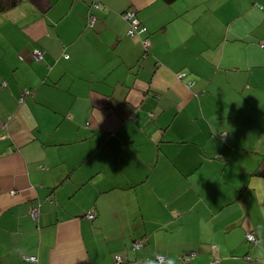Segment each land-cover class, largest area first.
Instances as JSON below:
<instances>
[{
	"label": "crops",
	"instance_id": "0c3cea01",
	"mask_svg": "<svg viewBox=\"0 0 264 264\" xmlns=\"http://www.w3.org/2000/svg\"><path fill=\"white\" fill-rule=\"evenodd\" d=\"M98 3L0 13V264L259 262L264 0Z\"/></svg>",
	"mask_w": 264,
	"mask_h": 264
},
{
	"label": "built area",
	"instance_id": "2783aa9c",
	"mask_svg": "<svg viewBox=\"0 0 264 264\" xmlns=\"http://www.w3.org/2000/svg\"><path fill=\"white\" fill-rule=\"evenodd\" d=\"M79 1H86V0H79ZM92 7L94 8H98L99 7V4L97 3V1L93 0L92 2ZM123 17L126 21L129 22L130 24V30L128 32V35H131L133 37H135L136 35H140L144 32L147 31L146 27H144L140 20L137 18L136 16V12L134 10H129L127 12H125L123 14ZM95 17L93 15H90V18H89V24L92 26L95 22ZM143 45L144 47L146 48V50L149 49V41L148 39H145L143 40ZM262 46L264 47V43H262ZM66 57L68 58V55H66ZM33 58L37 61H39L40 59L43 58V52L42 51H39V50H36L33 52ZM186 72H180L178 73V78L179 79H185L186 77ZM189 85H193V83L191 81L188 82ZM30 91H24L20 97V103L23 104L25 102V96H28L30 95ZM30 214L32 216V218L36 221L39 217V211L36 207L32 208L30 210ZM86 218L89 219V220H94L95 218V213L94 212H90L89 214L86 215ZM246 240L249 242V243H253V244H257L258 243V238L255 234L249 232L246 234ZM143 242L142 241H139V242H136L133 246H134V249H140L142 246H143ZM195 256V253H190L189 255H186L183 257V260L188 264L189 261H191V259ZM24 259L26 261H29V262H38V258L36 256H28V257H24ZM157 263L158 264H163L166 260V258L164 256H158L157 257ZM116 261L117 263H121L123 262V259L121 256H116ZM211 264H219V260L218 259H214Z\"/></svg>",
	"mask_w": 264,
	"mask_h": 264
},
{
	"label": "trees",
	"instance_id": "16d2710c",
	"mask_svg": "<svg viewBox=\"0 0 264 264\" xmlns=\"http://www.w3.org/2000/svg\"><path fill=\"white\" fill-rule=\"evenodd\" d=\"M86 1H88V0H86ZM85 1V2H86ZM91 1V3L93 2V0H90ZM95 1H97V3H98V0H95ZM174 1H176V0H166V2L167 3H169V4H171L172 2H174ZM23 2V0H0V13H2V12H5V11H7V10H9V9H13V8H15V7H17L19 4H21ZM84 2V1H83ZM99 4V3H98ZM99 7H100V5H99ZM98 7V8H99ZM97 9V8H96ZM129 10H131V9H127L126 11H124L123 13H122V17H123V14L125 13V12H127V11H129ZM136 16H137V18L139 19V17H138V15L136 14ZM123 19H124V17H123ZM125 20V19H124ZM140 20V19H139ZM126 21V20H125ZM127 23H128V26H129V28H128V31H127V35H128V32H129V30H130V24H129V22L128 21H126ZM140 22H141V20H140ZM141 24L144 26V27H146L142 22H141ZM146 29H147V27H146ZM146 33H148V29H147V31L146 32H144V33H142V34H146ZM142 34H140V35H136L135 37H133V36H131V35H128L130 38H141V35ZM145 40V39H144ZM142 44H143V40H142ZM143 47H144V45H143ZM145 48V47H144ZM145 50H146V48H145ZM149 50V49H148ZM148 52V51H147ZM184 72V71H183ZM180 73V72H179ZM187 73V72H186ZM187 75V74H186ZM179 79V78H178ZM179 80H181V81H183L184 79H179ZM189 82V81H188ZM188 82H187V85L188 86H192V85H189L188 84ZM225 140V139H224ZM96 217V216H95ZM90 221H92V220H90ZM133 249H134V246H133ZM117 256H119V255H117ZM160 256V255H159ZM162 256V255H161ZM122 257V256H121ZM115 263L116 264H158L157 263V260H156V262L155 263H153V262H151L149 259H146L145 261H138V260H135V261H133V260H125L123 257H122V259H123V262H121V263H117V261H116V256H115ZM164 264V263H163Z\"/></svg>",
	"mask_w": 264,
	"mask_h": 264
},
{
	"label": "rangeland",
	"instance_id": "374dc122",
	"mask_svg": "<svg viewBox=\"0 0 264 264\" xmlns=\"http://www.w3.org/2000/svg\"><path fill=\"white\" fill-rule=\"evenodd\" d=\"M250 244H251L253 247L256 246V245L253 244V243H250ZM252 255H254V256H253V257L250 256V257L253 259V261H248L246 257H243V258L240 259V262H244L245 264H262V263L264 262V257L261 258V259H259V262L256 260V259L259 257V253H258L257 255H255L254 253H252ZM215 259H217V257H216ZM218 260H219V258H218ZM236 264H240V263L238 262V263H236Z\"/></svg>",
	"mask_w": 264,
	"mask_h": 264
},
{
	"label": "bare ground",
	"instance_id": "6f19581e",
	"mask_svg": "<svg viewBox=\"0 0 264 264\" xmlns=\"http://www.w3.org/2000/svg\"><path fill=\"white\" fill-rule=\"evenodd\" d=\"M131 10H132V9H131ZM134 11H135V10H134ZM135 12H136V11H135ZM136 14H137V13H136ZM34 207H35V206H34ZM34 207H31L30 210H31L32 208H34ZM36 208H37L38 211H39V208H38V207H36ZM30 210H29V214H30ZM92 212H94V211H92ZM94 213H95V212H94ZM39 214H40V213H39ZM30 216H31V214H30ZM95 216H96V214H95ZM31 217H32V216H31ZM38 218H39V217H38ZM32 219H33V218H32ZM94 219H95V218H94ZM33 220H34V219H33ZM37 220H38V219H37ZM37 220H36V221H37Z\"/></svg>",
	"mask_w": 264,
	"mask_h": 264
},
{
	"label": "clouds",
	"instance_id": "9594fccd",
	"mask_svg": "<svg viewBox=\"0 0 264 264\" xmlns=\"http://www.w3.org/2000/svg\"><path fill=\"white\" fill-rule=\"evenodd\" d=\"M226 134V133H225Z\"/></svg>",
	"mask_w": 264,
	"mask_h": 264
}]
</instances>
